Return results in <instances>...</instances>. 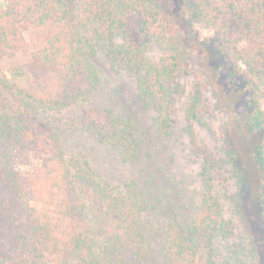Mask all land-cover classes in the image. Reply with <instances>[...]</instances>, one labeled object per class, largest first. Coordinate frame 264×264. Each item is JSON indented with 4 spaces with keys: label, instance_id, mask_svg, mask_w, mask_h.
I'll use <instances>...</instances> for the list:
<instances>
[{
    "label": "trees",
    "instance_id": "obj_1",
    "mask_svg": "<svg viewBox=\"0 0 264 264\" xmlns=\"http://www.w3.org/2000/svg\"><path fill=\"white\" fill-rule=\"evenodd\" d=\"M5 1L0 264H264V0ZM195 27L212 37L197 39ZM188 47L200 59L199 81L183 106L189 131L208 126L209 89L228 116L226 158L204 164L195 216L159 221L157 202L137 180L113 184L86 156L68 154L63 129L134 164L140 140L133 121L93 105L102 76L96 61L134 81L156 134L167 138ZM17 58L29 89L6 74V62ZM69 112L74 117L63 120ZM33 161L39 165L26 173ZM231 172L239 189L235 215L248 225V260L217 188L220 173Z\"/></svg>",
    "mask_w": 264,
    "mask_h": 264
},
{
    "label": "rangeland",
    "instance_id": "obj_2",
    "mask_svg": "<svg viewBox=\"0 0 264 264\" xmlns=\"http://www.w3.org/2000/svg\"><path fill=\"white\" fill-rule=\"evenodd\" d=\"M5 7L6 1L0 0V9ZM195 36L197 39L210 38L212 33L195 27ZM155 56H159L158 51L152 55ZM198 59L193 48L189 47L180 57L179 68L182 72L178 80L181 87L171 105L173 127L167 138L156 134L153 125L154 114L138 101L134 81L124 74L112 72L103 60L97 59L96 64L102 76L99 89L94 95L93 105L100 109H110L117 116L133 121L140 140L139 154L134 164L122 163L110 148L97 143L88 135L63 129V144L68 154L79 153L86 156L92 169L113 184L130 179L137 180L144 192L157 202L159 221L173 218L178 213L195 216L198 204L196 192L201 187L200 173L204 164L208 161L218 163L226 158L227 146L224 133L227 130L228 116L218 108L219 104L212 92L209 89L203 91V103L210 108L207 127L203 128L196 124L194 133L191 134L184 115L186 95L199 81L200 59ZM23 60L17 58L6 62L5 70L9 78L23 89H29L30 77L23 67ZM73 115V112H69L62 116V119L66 120L68 116L72 118ZM37 165L39 162L33 161L24 166L23 170L29 173ZM234 177L232 172L220 173L217 188L226 196L225 200H222L226 215L235 217L237 242L243 243L246 247L244 257L248 260L249 255L251 256L247 239L248 225L244 224L246 223L244 217L235 215L236 199H238L236 193L239 189L236 184L237 179ZM223 250L227 253L225 247Z\"/></svg>",
    "mask_w": 264,
    "mask_h": 264
}]
</instances>
